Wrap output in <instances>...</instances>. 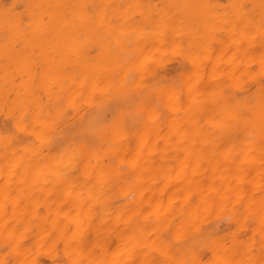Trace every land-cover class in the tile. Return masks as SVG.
<instances>
[{"label":"bare ground","instance_id":"bare-ground-1","mask_svg":"<svg viewBox=\"0 0 264 264\" xmlns=\"http://www.w3.org/2000/svg\"><path fill=\"white\" fill-rule=\"evenodd\" d=\"M0 264H264V0H0Z\"/></svg>","mask_w":264,"mask_h":264}]
</instances>
